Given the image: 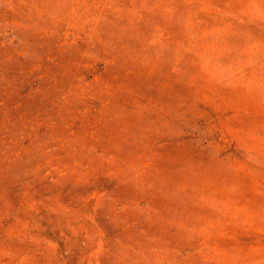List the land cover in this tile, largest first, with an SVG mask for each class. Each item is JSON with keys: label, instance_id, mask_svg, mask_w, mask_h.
Masks as SVG:
<instances>
[{"label": "rangeland", "instance_id": "374dc122", "mask_svg": "<svg viewBox=\"0 0 264 264\" xmlns=\"http://www.w3.org/2000/svg\"><path fill=\"white\" fill-rule=\"evenodd\" d=\"M0 264H264V0H0Z\"/></svg>", "mask_w": 264, "mask_h": 264}]
</instances>
